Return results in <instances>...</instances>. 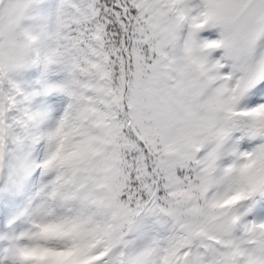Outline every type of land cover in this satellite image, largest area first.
<instances>
[{
  "label": "snow or ice",
  "instance_id": "snow-or-ice-1",
  "mask_svg": "<svg viewBox=\"0 0 264 264\" xmlns=\"http://www.w3.org/2000/svg\"><path fill=\"white\" fill-rule=\"evenodd\" d=\"M0 264H264V0H0Z\"/></svg>",
  "mask_w": 264,
  "mask_h": 264
}]
</instances>
